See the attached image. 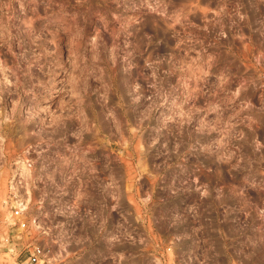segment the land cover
<instances>
[{"label": "rangeland", "instance_id": "obj_1", "mask_svg": "<svg viewBox=\"0 0 264 264\" xmlns=\"http://www.w3.org/2000/svg\"><path fill=\"white\" fill-rule=\"evenodd\" d=\"M100 182L176 264H264V0H0V264H68Z\"/></svg>", "mask_w": 264, "mask_h": 264}, {"label": "built area", "instance_id": "obj_2", "mask_svg": "<svg viewBox=\"0 0 264 264\" xmlns=\"http://www.w3.org/2000/svg\"><path fill=\"white\" fill-rule=\"evenodd\" d=\"M17 181L12 179L9 184V193L14 194ZM104 185L98 183L97 194L99 197L94 199L90 206L84 207L80 213L75 201L71 202L69 207V233L71 237L69 263L92 264L93 259L97 256L98 262L105 264H176L175 257L172 255V244L166 242L164 245L151 243V236L154 234L152 230L146 229L143 238L136 237L135 230H127L124 228L121 216V208L119 202L114 200V205L107 212L106 198L103 196ZM19 202V201H18ZM15 203V202H14ZM17 203V202H16ZM15 203V204H16ZM132 205V203H130ZM136 214V213H135ZM11 215L17 220V226L25 228L27 220L23 216L22 204L12 209ZM80 223L84 232L83 240L78 243L74 238L76 233H80ZM138 224V223H137ZM132 250L125 254L122 250V244ZM108 249V254L104 251ZM50 251L44 244L36 243L25 248V259L21 264H39L40 262H50ZM54 262L56 259L51 258Z\"/></svg>", "mask_w": 264, "mask_h": 264}]
</instances>
